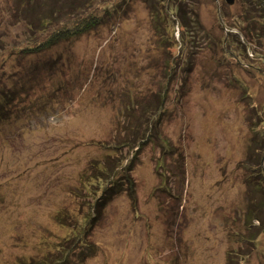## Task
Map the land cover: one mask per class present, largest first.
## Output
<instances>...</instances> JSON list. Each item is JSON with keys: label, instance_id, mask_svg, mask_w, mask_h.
I'll list each match as a JSON object with an SVG mask.
<instances>
[{"label": "rangeland", "instance_id": "rangeland-1", "mask_svg": "<svg viewBox=\"0 0 264 264\" xmlns=\"http://www.w3.org/2000/svg\"><path fill=\"white\" fill-rule=\"evenodd\" d=\"M56 1L65 8L38 33L25 3L0 0V97L13 94L0 264L58 260L107 187L88 166L114 167L119 194L70 264H264V57L243 34L258 0Z\"/></svg>", "mask_w": 264, "mask_h": 264}, {"label": "trees", "instance_id": "trees-1", "mask_svg": "<svg viewBox=\"0 0 264 264\" xmlns=\"http://www.w3.org/2000/svg\"><path fill=\"white\" fill-rule=\"evenodd\" d=\"M32 1L33 0H19V2L21 4L25 3L24 5H26V6H24L23 9H21L18 6L17 11H18V13L19 12L21 13L23 18L28 20V25H30V26L32 25V27H34L35 25H38V26L41 25V28L38 31V33L39 32L43 33L44 29H45L44 27H46L48 24L51 23V19L53 18V12L58 10V9H63V8H65V6L64 5H63L64 7L61 6L62 4L60 6H58V2L56 0H52V3H53L51 5L52 6V10L51 9L46 10L45 7L48 4L47 0H45V2H39V4H33V3H31ZM93 2L95 3V0H88L84 4V6L85 7H91V4ZM65 3L69 7L72 8V5L69 4L68 1H65ZM249 8L251 10H248V11L252 12L251 15L253 13H255L256 19L251 21L252 17H250L249 19L246 20V23L247 22H250V23L253 22L252 30L254 31V34L251 33V27L249 29V32H244L243 31V34L246 37H250V36L253 37L252 40H253L254 44L261 51V52H257V51H255V47H253V48L250 47L251 50H252V53H255V54H258V55H262L264 57V0H258L257 2H255L251 6H249ZM74 9L76 10L77 7H75ZM62 12H65V11L63 10ZM68 13H70V11L69 12L66 11V13H62V15H67ZM90 23H95V22H93L92 20H91V22L84 21L83 22V25H84L83 27L80 24V26L79 25H75V27H72L71 31H69V32L66 31L65 33L59 34V32H60L59 31V32H56V33H52L54 35H52L51 37L47 38L48 41H47V43L44 46H42V48L45 47V46H49L50 42H54L55 43V41H58V40L63 39V38H67L68 39V38L77 37V36L83 34L84 32H86V31H88L90 29V26H91ZM222 26H225V25L223 24ZM28 29H31V28L28 27ZM222 30L224 31V27H222ZM239 33H241V31H239ZM248 35H250V36H248ZM226 41L227 40H225L224 38L222 40H220V45L222 46V49L225 46L226 47L228 46V43L226 45ZM237 42H238V44L243 43V41L240 38H238ZM261 42H262V45L260 44ZM247 50H250V49L244 48V49H242V51L238 50V52L236 54V55H238L237 56L238 58L236 60L240 61V59H241L240 56L242 54H244L245 61L249 60V57H248V54H247ZM227 55H225V56H227ZM236 55H234V57ZM237 64H239V63H237ZM240 65L243 67V65L245 66L247 64L243 61V64H239V66ZM254 69H256V68L254 67ZM4 94H6V96H5L6 98L5 99H2V97H0V127L5 122L8 121V120H5V114L7 113V108H5V106L8 105V103H10V101H11L10 99H12L11 97L13 96V94L8 95L7 92H4ZM143 141H144V139H142L140 142L138 141V144L136 145L137 150H138V148L140 149L141 143H143ZM116 150H118V149L116 148ZM260 158H261V156H260ZM129 167H130L129 168V171H130L132 165L129 166ZM112 168H114V167H112ZM112 168H109L107 166H105V167L103 166L102 168L95 167V166H90V167L88 166L87 170H93L94 171L93 177L91 175L88 176L89 180H91V179H93V180L106 179L107 187L105 189L102 188V190H101L102 193L99 195V197L96 198L94 204L92 205V208L90 209V210L93 209V211H90L91 214H90L89 217L86 216L87 219L81 225L82 228L78 227L79 224H77V227L75 229L74 235L66 237L65 240L61 243L60 250L57 249V253L59 254V256H58L59 258L56 261H51V264H70V262L68 260V257H69V254L71 253L70 251H71V248L73 246H74L73 250L76 249V248L78 250V249H81V248L85 249V248L92 247V245L87 242V235H88L90 229L96 224V221H94L92 219L93 217L91 215H93V216L95 215L96 216L95 213H98L99 208H102L103 206H105L113 197H115V196H117L119 194L118 189H116L117 188V181L114 180L115 177H117L118 173H117L116 169H112ZM127 169H128V166L126 164L125 165V169H123V171H127ZM262 173H263V171H262ZM126 182L128 183V185L130 187L129 188V191H130L129 194L131 195V199H133L134 198V196H133V188H132V186H131V184L129 182V179H127ZM123 191H124V189H123ZM71 241H72V245L70 246ZM67 246H68V248H67ZM80 251L82 252V250H80ZM89 252H91V251H89ZM72 254H74V253H72ZM84 257H87V256L81 255V259H83Z\"/></svg>", "mask_w": 264, "mask_h": 264}, {"label": "water", "instance_id": "water-1", "mask_svg": "<svg viewBox=\"0 0 264 264\" xmlns=\"http://www.w3.org/2000/svg\"><path fill=\"white\" fill-rule=\"evenodd\" d=\"M228 5H233L235 0H225Z\"/></svg>", "mask_w": 264, "mask_h": 264}]
</instances>
